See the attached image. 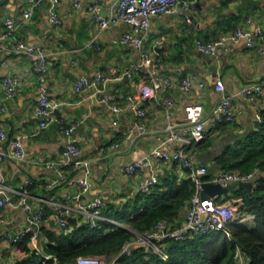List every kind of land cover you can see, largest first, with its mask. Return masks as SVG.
Listing matches in <instances>:
<instances>
[{
  "label": "crops",
  "instance_id": "1",
  "mask_svg": "<svg viewBox=\"0 0 264 264\" xmlns=\"http://www.w3.org/2000/svg\"><path fill=\"white\" fill-rule=\"evenodd\" d=\"M78 1V7L70 0L56 3L61 23L55 25L50 20V0L34 5L28 19L23 18L22 10L30 7L29 0H0V34L6 18L13 19L16 24L14 39H6L0 47V103L4 104V110L0 112V128L6 132V137L0 139V151L9 152V142L13 138H19L25 149V158L21 162L15 163L7 155L1 159L3 183L16 197L23 187V180L32 178L37 185L28 188L27 201L32 206L44 203L40 227L55 233L61 232L55 216L57 207L73 204L66 199V194L78 190L71 178L82 174L69 167L66 182L49 189L42 187L54 177L43 162L48 159L63 161L62 151L67 138L62 133V126L79 122L71 141L80 150L76 158L90 161L91 185L82 199L99 196L111 213L143 193L139 188L140 181L153 173L159 181L156 186L162 185L164 179L177 184L188 179L186 170L178 163L148 157L156 146L164 145L170 151L182 147L177 141L164 144L162 141L167 136V125L176 129L184 124L183 108L186 104H201L205 117L222 94L232 96L234 121L220 123L207 131L204 139L192 150L194 159L206 165L209 174L219 170L215 161L222 149L257 129L264 119V55L248 49L243 41L227 42L226 47H219L214 55L205 54L195 46L197 40L211 41L228 35L239 26L264 33V0H193L189 21L166 13L152 17L144 48L157 64V77H166L174 85L159 92L156 98L140 97L142 85L149 82L146 70L140 69L130 77L122 74L132 64L140 62L135 48L115 41L131 26L120 21L100 29L87 10L89 0ZM115 1L96 0L102 14H106ZM15 40H23L44 50L48 60L45 74L34 71L33 58L11 50ZM158 40L161 42L156 44ZM98 70L109 78L102 93L114 95L115 102L122 107L117 115L108 104L89 96L91 90H74L80 74L93 78ZM216 72L224 84L222 92L214 88ZM7 75H17L19 84L11 98L3 99L1 80ZM188 76L191 86L188 91H183L179 86ZM41 81L49 98L59 103L55 110L57 120L33 134L37 125L34 105ZM260 81L263 82V95L256 102L250 103L238 94L242 86ZM128 95L136 97L135 107L127 104ZM168 99L173 104H167ZM137 107L147 115L148 131L140 136H135L134 130ZM257 116H260V122ZM116 117L117 122L113 124ZM128 132L133 134L130 139H126ZM147 157L149 162L145 168L133 175L118 170L123 163ZM239 188L222 195L237 204V220L252 227L254 215L241 209L243 199L237 192ZM187 208L188 200L178 209L174 221L180 223ZM31 214L32 211L24 208L0 209V264L15 263L26 257L14 247L10 236L28 224ZM70 223L80 225L79 219ZM123 224L129 226L126 222ZM37 241L40 247L46 243L40 230Z\"/></svg>",
  "mask_w": 264,
  "mask_h": 264
},
{
  "label": "built area",
  "instance_id": "2",
  "mask_svg": "<svg viewBox=\"0 0 264 264\" xmlns=\"http://www.w3.org/2000/svg\"><path fill=\"white\" fill-rule=\"evenodd\" d=\"M30 7L22 10V16L28 19L32 16V7L46 0H29ZM60 0H50V20L55 25H60L61 19L58 15L56 3ZM73 5H80L78 0H70ZM194 6L193 0H116L109 8L106 14H102L96 0H89L87 10L91 18L98 24L100 29H105L120 21L126 22L131 29L122 33L117 41L126 44L137 50L140 56V62L132 64L122 74L126 77L132 76L140 69L146 70L149 78L147 84L142 85L140 91L141 98H156L159 92L166 91L174 86L166 77H157V64L151 57L149 51L144 48V40L149 33V26L152 17L159 14H172L182 16L189 21V12ZM16 24L13 19L6 18L4 20V30L0 34V47L3 42L8 39H14V31ZM243 41L248 49H253L259 54L264 55V33L250 30L245 27H237L228 35L221 36L211 41L202 42L197 40L195 46L203 53L214 55L219 47H226L227 42L237 43ZM161 40H158L160 43ZM11 50L16 54L26 55L33 58L32 66L34 71L45 74L48 71V60L43 49H38L23 40H15L12 43ZM109 78L100 70L97 71L93 78H89L84 74H80L74 84L75 91L85 89L91 90L89 96L98 98L101 102L109 105L111 111L117 115L122 107L115 102V96L110 93H102L104 85ZM3 86L2 98H11L19 84L17 75H7L1 80ZM202 84V82L200 83ZM214 88L222 92L224 84L218 72L214 76ZM191 86V78L185 77L179 88L188 91ZM39 95L34 105V115L37 118L36 134L48 128L57 120L55 110L59 103L49 98L47 89L43 81L39 83ZM102 93V94H101ZM238 94L250 103L259 100L263 95V82H253L242 86ZM1 99V98H0ZM136 97L132 95L126 96L127 104L135 107ZM232 96L222 94L220 99L210 108L207 115L203 117V107L199 103H188L184 106L185 122L180 128H173L171 125L166 126L167 136L162 143L180 142L182 147L176 150H168L164 145L154 147L150 153V158L167 162H176L185 170L188 179L193 185V193L188 200L187 212L184 219L178 223L166 218L159 220L147 230L136 231L130 229L123 222H120L110 216V208H106L102 199L95 196L88 200H83L82 195L90 188L91 182L89 178L88 159L76 158L79 148L71 141V136L79 126V122L70 123L62 126V133L67 138V142L62 151L63 161H55L48 159L43 162L44 166L49 168L54 177L43 184V189H49L55 185L62 184L69 179L68 168L81 171L79 177L71 178V182L78 186L75 192H68L66 199L72 201L73 204H61L57 208L55 214L56 221L61 228L63 234H69L73 230V224L70 223L69 217L79 219L80 224H86L90 228H99L103 223H111L116 226L128 228L133 235L126 240L119 253L111 260L106 261L102 257L93 255H80L76 258L75 264H116V259L120 255H129L134 248H140L146 254H156L160 258L166 259L167 253L165 248L169 240H186L195 236H203L212 232L222 231L226 236H231L229 223L237 219L238 206L231 200L223 198L222 194H214L207 198H201L202 185L205 182H212L226 186L231 183L251 182L252 191L256 187L257 179L261 174L259 167L243 172L236 169H219L209 174L206 165L198 163L193 156L194 146L201 142L207 131L215 128L220 123H232L234 121V112L232 109ZM167 104H173L171 99L167 100ZM4 110V104L0 103V112ZM136 120L134 123L135 136L147 133V115L142 108H136ZM260 122V116H257ZM117 122V117L112 123ZM132 132L126 134V139L132 138ZM6 137V132L0 128V139ZM10 150L7 153L0 151V161L3 156L7 155L15 163L21 162L25 158V149L19 138H13L9 142ZM139 158L128 163H123L118 167L120 173L125 175H133L137 171H141L149 162V158ZM158 177L153 173L151 176L143 178L140 181L139 188L143 193L151 191L158 184ZM36 182L27 177L23 180V187L14 197L9 188L4 185L0 168V209L1 208H24L32 211L28 224L21 230L10 236V241L15 244L21 238L29 235V243L32 250L37 254L42 262L51 260L52 264H66L60 262L55 256L43 252L37 241V235L41 221L44 218V203L40 202L36 206H32L28 201V188L36 186ZM42 201V200H41ZM79 225V224H78ZM249 258L239 249L235 254V264H248Z\"/></svg>",
  "mask_w": 264,
  "mask_h": 264
},
{
  "label": "trees",
  "instance_id": "3",
  "mask_svg": "<svg viewBox=\"0 0 264 264\" xmlns=\"http://www.w3.org/2000/svg\"><path fill=\"white\" fill-rule=\"evenodd\" d=\"M215 165L219 169L243 172L259 167L262 171L251 193L241 188L237 191L243 199L241 209L254 215V225L248 227L235 219L228 225L230 237L216 231L182 241L169 240L165 248L166 259L134 248L129 255L118 256L116 264H235L237 249L248 256V264H264V119L257 129L225 146L217 156ZM193 191L189 179L178 184L164 179L162 185L155 186L147 193H139L132 202L113 209L110 216L128 223L136 231L147 230L163 218L174 221L178 209L189 200ZM39 230L46 237V243L41 247L43 252L66 264H75L80 255L99 256L109 261L133 235L128 228L107 222L99 228L76 224L69 234L55 233L43 226ZM29 241V235H26L14 244L26 257L11 264H52L51 260L42 262Z\"/></svg>",
  "mask_w": 264,
  "mask_h": 264
},
{
  "label": "water",
  "instance_id": "4",
  "mask_svg": "<svg viewBox=\"0 0 264 264\" xmlns=\"http://www.w3.org/2000/svg\"><path fill=\"white\" fill-rule=\"evenodd\" d=\"M236 187L243 188L246 192L251 193L252 183L251 182H239V183H231L226 186H221L220 184H217V183L205 182L202 185L201 198H207L214 194L227 195L229 190L236 188ZM69 220L74 223L76 222V219L74 217H69Z\"/></svg>",
  "mask_w": 264,
  "mask_h": 264
},
{
  "label": "rangeland",
  "instance_id": "5",
  "mask_svg": "<svg viewBox=\"0 0 264 264\" xmlns=\"http://www.w3.org/2000/svg\"><path fill=\"white\" fill-rule=\"evenodd\" d=\"M130 229H132L131 227H129Z\"/></svg>",
  "mask_w": 264,
  "mask_h": 264
}]
</instances>
